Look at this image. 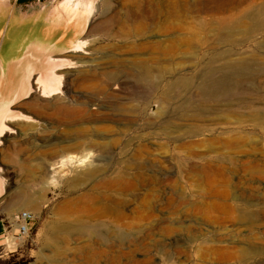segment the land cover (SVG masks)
<instances>
[{"label":"rangeland","instance_id":"rangeland-1","mask_svg":"<svg viewBox=\"0 0 264 264\" xmlns=\"http://www.w3.org/2000/svg\"><path fill=\"white\" fill-rule=\"evenodd\" d=\"M18 1L84 17L86 43L64 54L77 64L62 92L16 103L30 117L1 136L0 219L25 209L18 194L34 219L0 264H264V21L226 40L219 22L264 19V0ZM2 16L0 44L13 23ZM226 53L248 60L247 86L197 116L187 100L227 70Z\"/></svg>","mask_w":264,"mask_h":264},{"label":"crops","instance_id":"crops-1","mask_svg":"<svg viewBox=\"0 0 264 264\" xmlns=\"http://www.w3.org/2000/svg\"><path fill=\"white\" fill-rule=\"evenodd\" d=\"M6 11L13 23L0 44V99L25 103L33 100L37 78L49 82L56 73L64 74L60 59H67L64 54L73 52L87 23L84 17H69L54 4L45 2L38 7L31 1L15 0L9 7L0 6V17ZM0 222L2 246L8 244L10 233L17 234V229L8 232L4 219Z\"/></svg>","mask_w":264,"mask_h":264},{"label":"bare ground","instance_id":"bare-ground-1","mask_svg":"<svg viewBox=\"0 0 264 264\" xmlns=\"http://www.w3.org/2000/svg\"><path fill=\"white\" fill-rule=\"evenodd\" d=\"M261 14H262L261 11H257V12L244 11L241 14L234 16V17H231V18L222 17L223 20H221L219 22H221L222 26L226 28L224 30V32L225 31H227V32H225L223 35H220V38L224 39V40L230 39L232 27H236L238 25L244 24L247 21L256 22V23L261 22L262 23L264 21V19H261V17H260ZM85 43H86V39H81L77 43V45L74 47L73 51H83V47H85V45H84ZM224 56L227 57L226 58L227 59V62H226L227 70L224 71V73H222V75L218 78H214L212 75L207 74L204 78H202V80L201 79L198 80L197 81V89L198 90H197L196 94L187 100L188 105L193 106V112L197 116H202V115L206 116V115H210V114H217L218 110H220L219 106L210 104V102H212V101H219V100L223 99V100L227 101V103H225V105L227 107L232 106L233 102H234V101L232 102L233 96L236 95V93H237L236 90L241 89V87L239 85L242 84V85L247 86L246 82L242 81V79H248V76L245 74L248 72L246 70L250 66L248 60L243 58V57H238L239 59L238 58H236V59L228 58L231 56L229 53H226ZM60 60L62 61L63 59L61 58ZM70 63H74L75 65L64 64V62L61 63L62 66H60V67H62V68H60V69L65 68L62 71L66 74H72L73 72L71 69H69V67H74L77 64V62H75V61H71ZM82 76H84V75H82ZM73 80H74V78H73ZM54 82H57L56 85ZM180 83L183 85V87H182L183 89H189L190 88V81L186 80V79L185 80L178 79V80L173 81L171 83V87L174 88V87L180 85ZM62 84H63V73L62 72L55 74L53 79H51L49 82H43L42 80L37 78L36 79V91H38V92H36L37 96L40 99H42L41 97H49L55 93H61L62 92L61 91V85ZM237 98L241 99L240 102H244V99L241 96H236L234 98V100ZM192 99H194V100L191 102ZM200 100H203V102H199ZM159 107L164 108L163 103ZM66 108H69V112L70 111L72 112V108H70V106L67 105ZM72 113H74V112H72ZM28 117H30V116L26 115L25 113L10 114L7 118V121H18V120H23V119H29ZM227 117L228 116L226 114L225 118H227ZM173 118H174V116H171V118H170L171 122H172ZM1 126H2L1 132H3V131L13 132L14 131L12 129V127L8 124L3 123ZM69 157H70V160H72V162H74V163H82L85 161V159L81 158V156L78 157L76 155L70 154ZM61 165L62 164H60L58 166H61ZM0 177L6 182V178L3 176V174ZM124 184L126 187H133L135 185V180L129 179L127 181H124ZM86 195L87 194H83L81 196V198L84 199L86 197ZM17 197H18V199L16 200L15 203L20 205L21 207L25 208V209L20 210V211L27 210V211L31 212L30 207L33 205L32 199L29 197H25L23 195L21 196L20 194H18ZM9 206L10 205L6 204V208H8ZM20 211H18V212H20ZM15 213H17V212H15ZM12 219L15 222L14 224L16 225L17 223L15 221L16 220L15 216L12 215ZM2 229H3V226L0 222V230H2ZM15 244H16V241H15L14 237H9V241H8L7 246L9 248L14 247Z\"/></svg>","mask_w":264,"mask_h":264},{"label":"built area","instance_id":"built-area-1","mask_svg":"<svg viewBox=\"0 0 264 264\" xmlns=\"http://www.w3.org/2000/svg\"><path fill=\"white\" fill-rule=\"evenodd\" d=\"M13 216H15L16 225L14 224V221L11 219L7 224V231L11 232L12 229H17V234H14L16 237H24L32 229L31 221L34 219V215L32 212L24 210L17 213H14ZM15 225V226H14Z\"/></svg>","mask_w":264,"mask_h":264},{"label":"water","instance_id":"water-1","mask_svg":"<svg viewBox=\"0 0 264 264\" xmlns=\"http://www.w3.org/2000/svg\"><path fill=\"white\" fill-rule=\"evenodd\" d=\"M17 103L16 99L12 100H6V99H0V132L2 128V124H7V118L8 116L13 113L14 111V105ZM6 131H3L0 133V144H1V136ZM0 174H1V167H0ZM1 176V175H0ZM1 178V177H0ZM6 192V182L1 178L0 179V199Z\"/></svg>","mask_w":264,"mask_h":264}]
</instances>
